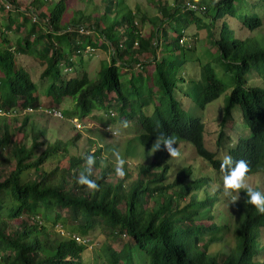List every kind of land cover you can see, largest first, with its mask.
<instances>
[{"label":"trees","instance_id":"1","mask_svg":"<svg viewBox=\"0 0 264 264\" xmlns=\"http://www.w3.org/2000/svg\"><path fill=\"white\" fill-rule=\"evenodd\" d=\"M19 1L9 0L14 14L0 4V116L46 105L62 119L127 121L133 138L126 158L135 157V146L148 153L157 136H175L174 147L189 145L213 176L183 165L163 145L154 162L138 166L135 174L125 163L124 177L107 164L106 148L71 158L66 170H50L68 148L45 144L34 132L28 148L0 119V264H87L83 256L92 243L75 238L86 240L97 229L106 241L96 264H264V214L246 203V192L235 246L210 253L232 231L219 224L221 190L211 192L223 182L222 159L247 161V179L264 176V87L252 85L255 76L264 79V41L239 36L240 26L249 33L263 28L264 0H171L158 6L161 19L147 39L125 0H104L103 14L68 24L71 0H32L26 10ZM81 26L92 36H83ZM192 26L205 39L193 36L183 44ZM100 49L109 59L96 79L85 70L64 73L73 71L75 57L83 62L82 56ZM27 58L42 66L43 89L20 65ZM228 92L212 152L203 115ZM66 102L72 107L64 109ZM235 114L247 130L243 136L231 133ZM88 155L95 157L89 177L95 190L77 183L87 174ZM58 226L70 237L57 233ZM123 238L127 242L117 246Z\"/></svg>","mask_w":264,"mask_h":264},{"label":"rangeland","instance_id":"2","mask_svg":"<svg viewBox=\"0 0 264 264\" xmlns=\"http://www.w3.org/2000/svg\"><path fill=\"white\" fill-rule=\"evenodd\" d=\"M59 0H53L52 2L56 3ZM126 4L130 9L138 14V28L141 30L142 36L144 38H149L152 31L154 30V23L161 19V14L158 12V6L164 4H171V0H125ZM20 6L22 9H29L32 0H20ZM104 0H71L68 3V11L65 18V22L68 24L73 20L79 21V18L91 17L95 18L97 15L103 14L104 9ZM11 13L14 14L16 11L11 10ZM7 13H2V18ZM234 20H230V24L233 25ZM83 29V36H92V33L88 31L85 27L81 26L80 30ZM79 30V29H78ZM186 39L183 41V44L188 43V38L193 36H198V40L202 41L205 39L206 33L204 31L198 32L197 29L192 26L186 32ZM239 36L241 38H250L259 41H264V26L262 29L257 30L253 33H249L239 27ZM80 42V39L79 41ZM196 45V42H193ZM199 45V50L201 49V43ZM90 52V51H89ZM89 54V53H88ZM91 56H85L83 62H81L79 57L73 59L74 67L72 72L69 69L63 68L65 74H71L77 72L80 75L85 70L92 79H96L98 73L101 70V66L106 62L109 57L103 50H98ZM147 55H144L142 58H145ZM20 65L27 67L28 71L31 73L32 78L36 84H38L41 89L44 88L41 81V74L43 68L40 63L32 59H20ZM153 67L147 69L148 72H152ZM67 70V71H66ZM69 70V71H68ZM252 85L258 87H264V79L255 76V79L252 82ZM230 94L223 95L218 101L209 105L203 115V122L205 125V145L206 148L212 152H216L215 143L218 138L220 131V124L222 122L223 110L225 107V98ZM71 108L72 103L66 102L64 109ZM51 110L48 109L46 105L39 110L38 112L28 111L21 114L14 115H3L0 116L1 120H5V123L11 127L10 133L16 134L18 140H21L29 148L31 146L30 134L32 132L36 134H42L45 144H62V146L68 148L65 153V158L54 161L50 170L60 169L66 170L69 166V161L71 158H83L88 153L94 154L100 148H106L104 153V158L108 161V165L115 168L117 156L123 159L125 163L129 164V172L136 173L138 166L144 164L149 165L154 162V154H149L145 150L141 149L138 146L136 148V155L134 158H126L125 153L128 146V142L133 138V135L130 133V130L123 127L120 123L108 121L107 117H104V121L100 122L98 119H84L79 120L76 117L73 119H60L58 113H51ZM62 110V109H56ZM5 116V117H4ZM106 116V115H103ZM111 116H114L111 115ZM28 118L27 126L23 127L25 119ZM234 126H232L233 131L232 135L243 136L247 133L244 124L241 121V118L238 114L234 115ZM230 126H228L229 128ZM18 130H20L18 132ZM33 134V133H32ZM134 146V145H133ZM46 147H42L38 154L42 153ZM180 155L176 157L182 161V164L185 166L191 165L194 170H198L201 176H213V172L208 166V164L199 158L189 145L183 144L179 147ZM47 171L49 168H46ZM247 183L253 188L264 191V176L255 175L247 179ZM217 190H221L218 194L219 204L217 210L220 216L219 224L231 227V233L226 235L225 241L223 244L213 245L210 249V253L217 255L219 253H227L235 246V234L234 230L237 227L236 222L240 217V207L241 200L244 194V190L233 191L232 196L237 197V200L232 203L231 198L224 195L223 191V182L221 180L217 181L214 186L211 188L212 194L216 193ZM56 232L60 233L64 238H69L70 236L66 233L65 229L61 226L56 228ZM76 237H83L80 234H76ZM85 238L86 241L92 243L89 250L84 254L83 258L87 264H96L97 257L100 247L105 243L106 236L104 233L97 229L96 231L90 232ZM80 240H84L80 238ZM127 239L123 238L119 240L116 244L117 246H122L123 243H126ZM120 244V245H119ZM136 258H140L137 256ZM139 259H137L138 261ZM101 264V261H98ZM138 262H142L138 261Z\"/></svg>","mask_w":264,"mask_h":264},{"label":"clouds","instance_id":"3","mask_svg":"<svg viewBox=\"0 0 264 264\" xmlns=\"http://www.w3.org/2000/svg\"><path fill=\"white\" fill-rule=\"evenodd\" d=\"M123 127H127V121H122ZM167 150L172 158L179 157L180 152L177 145L175 136L160 135L156 137L150 151V155L161 149V146ZM86 163L88 165L87 174L81 173L77 178V183L85 185L88 189L95 190L98 188L97 183L90 179L92 174V168L95 164V157L88 155L86 157ZM125 161L117 156L115 164V173L119 177L125 176L124 169ZM221 172L223 175V191L224 195L231 198L232 203L237 200V197L232 196L233 191L244 190L247 195L246 203L255 206L257 212L264 214V191L253 188L247 183V174L249 173L248 162L241 159L234 161L231 156H225L220 164Z\"/></svg>","mask_w":264,"mask_h":264},{"label":"built area","instance_id":"4","mask_svg":"<svg viewBox=\"0 0 264 264\" xmlns=\"http://www.w3.org/2000/svg\"><path fill=\"white\" fill-rule=\"evenodd\" d=\"M0 4L4 6V8H5V10H6L7 12H11L12 7H11V5H10V3H9V0H0ZM81 32H83V29L81 30ZM53 112H54V113H58V114L60 115V119L62 118V115H61L60 112H58V111H51L50 114L53 113ZM75 239H76V241H77L79 244H84V245L89 244V245H90V242H89V241H86L85 239L82 240V241L80 240V238H75Z\"/></svg>","mask_w":264,"mask_h":264}]
</instances>
